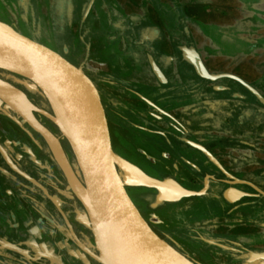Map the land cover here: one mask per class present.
Here are the masks:
<instances>
[{"label":"crops","instance_id":"crops-1","mask_svg":"<svg viewBox=\"0 0 264 264\" xmlns=\"http://www.w3.org/2000/svg\"><path fill=\"white\" fill-rule=\"evenodd\" d=\"M0 21L59 53L69 51L67 59L91 73L115 122L111 145L146 174L184 176L165 168V144L191 167L193 159L209 161L193 142L233 181L264 189V0H0ZM197 62L209 74L230 77L207 79ZM14 156L27 174L0 163V241L32 259L0 248V264H53L45 256L89 264L86 253L46 225L52 213L44 176L28 171L26 157ZM204 177L210 184L201 196L171 202L156 216L200 264H248V253L264 248V201L229 203L223 191L244 184Z\"/></svg>","mask_w":264,"mask_h":264},{"label":"water","instance_id":"water-1","mask_svg":"<svg viewBox=\"0 0 264 264\" xmlns=\"http://www.w3.org/2000/svg\"><path fill=\"white\" fill-rule=\"evenodd\" d=\"M1 47L16 52L24 60L29 73L26 76H20L26 81L20 79L17 81L26 88L39 92L51 110L49 113L34 106L33 114L34 112L41 113L54 123L61 136L66 139L76 162L77 167L73 169L59 141L62 164L51 156L70 189V192L66 194L73 201L76 220L90 231L92 237L90 243L92 249L85 247L73 235L75 244L98 264H126L123 256L126 255V260L131 262V255L135 252V242L144 233L146 237L164 245L184 259H191L162 239L150 227L128 195L126 187L151 188L156 191V202H174L182 197L204 193L208 187L207 177L204 179L203 188L194 191L184 188L172 178L158 179L149 176L137 165L113 151L107 118L98 90L81 66L74 65L59 52L17 32L12 26L2 21H0ZM196 66L199 74L210 80L220 76L230 77L228 74H209L199 62ZM0 69H7L15 75H20L2 64H0ZM33 114L31 116L34 123L20 118L41 138H44L47 130L34 118ZM11 117L18 122L15 117ZM189 143L202 151L209 161L230 178L206 148L193 142ZM0 153L12 169L17 173H22L9 162L1 144ZM226 183L246 184L264 195V192L244 180H226ZM230 189L238 191L236 198L232 199L227 196ZM250 195L233 186L223 191V197L229 203ZM99 206L101 210L106 209L105 213L98 212ZM63 219L69 226L64 216ZM0 248H7L32 259L16 244H3L0 241ZM35 251L36 257L42 256L38 249ZM45 257L53 264H62L60 258ZM247 260L248 262L264 261V251L249 252Z\"/></svg>","mask_w":264,"mask_h":264},{"label":"rangeland","instance_id":"rangeland-1","mask_svg":"<svg viewBox=\"0 0 264 264\" xmlns=\"http://www.w3.org/2000/svg\"><path fill=\"white\" fill-rule=\"evenodd\" d=\"M48 46H50V45H48ZM60 54H62L66 58H69V51L61 50ZM82 69L90 77V79L93 81V83L95 84V86L97 88L95 79H93V76L91 75V73H89L85 69V67H83V66H82ZM0 70H2V69H0ZM11 74H13V73H11ZM16 76H18V75H16ZM19 79L20 78H17V80H19ZM17 80H16V82L18 84L22 85ZM20 80H22V79H20ZM23 81H26V79L23 78ZM22 86L25 87L24 85H22ZM27 89H29V88H27ZM97 90H98V88H97ZM98 93H99V96H100V99H101V102H102V105H103L102 95H101V92L99 90H98ZM0 100L3 103H5L1 98H0ZM1 101H0V144L2 145V147L4 148V150L6 152L8 151L10 153V156L13 159H14V155L16 153H19L20 155L26 157L30 161V162L26 163V165L29 168L28 171L32 172L33 174H34V172L36 174L40 173L41 176H44L45 180H44L43 183L47 184L49 182V178L50 177L54 178V176H55V178L57 180L60 181L61 187H60V189H58V191L60 193H62V195L64 196V198L62 197V202H60V200H58V199H57V201L54 200V197L53 196L51 197L49 195V192H48L49 190H48V186L47 185L42 186V189L44 190V192H46L45 194H47L46 199L44 198L45 199V204L48 207V210L50 209L51 213L52 214L54 213L53 217L49 216V215H52V214H49L44 219H45L46 225L48 227L49 226L51 227V226L55 225V223H56V225L58 226V229H59L58 231H60V233L62 235V239H66L67 241H69V243L72 245L73 249H75V246H76L80 251H82L75 244V242L73 241V237L72 236L74 234L70 233V235L69 234L65 235L64 233H62V230L64 229L63 225H65V226L70 228L69 218H71L72 221H76V222H78V221L76 220V214L74 212L73 201L66 194L67 192H70V189H69V187H68V185H67V183H66V181H65V179H64V177H63V175H62V173L60 171V169L56 165L55 161H54V165L55 166L53 167L54 170H52L51 167L45 168L44 166L43 167L39 166V164L43 163L44 160L46 159V157H44V156L42 157L41 153L36 149V147L34 145V144L37 143V141L39 142V137L41 138V136L37 132L33 131L27 125V123L25 121H23L16 113L11 111L6 106L7 105L6 103H5L6 105H4ZM103 108H104V106H103ZM44 111H46V110H44ZM46 112H48V111H46ZM35 113L39 114L42 119H45V120L49 121L50 123H52L47 117H45L41 113H38V112H35ZM49 113H51V112H49ZM105 115H106V118H107L108 129H109V126L110 125L111 126L114 125L115 122L111 121L113 119L112 116H110L111 119H109V117H107L108 115L106 114V112H105ZM11 116L15 117L18 120L19 123L17 121H15L14 119H12ZM164 121H167V120L164 119ZM164 126L167 127V125L165 123H164ZM55 128H56V126H55ZM56 131H57V137H58L59 141H62L64 143V145L67 147V149L70 151L72 159H73V162L75 163V166L77 167L76 162L74 160V157L72 155L71 149H70L66 139L63 136H61V134L59 133L57 128H56ZM50 132H52V131H50ZM52 134H54V133L52 132ZM109 135H110V131H109ZM4 144H6L7 146H5ZM112 149H113V151L116 154H118L119 156L123 157L122 155H120L117 152V149L115 147L112 146ZM161 151H162V149H161ZM162 153H166V152L162 151ZM167 154L169 155V156H166L167 158H165V156H161L162 160H163V162L165 164V168L168 169V171H171L172 173H178V172L181 171V174H183L184 176H181V177L178 176L177 178H174V180L176 182L180 183V185H182V186L187 185V186L194 187V189H193L194 191H199L200 189L203 188L202 185L204 184V179H205L204 175L205 174H209V175L213 176V178L210 179L209 182H217L216 181L217 179H219V180H234V178L226 177V175L224 173L223 174H224L225 177H221V176H223L221 171H219V168L216 165H214L211 161H206V160L200 161L198 159H193L192 163L195 165V167H191L188 163L180 161V159L174 158L175 160L172 161L171 159L174 156H172L169 152ZM123 158L126 159L125 157H123ZM169 158H171V159L168 161L167 159H169ZM0 159H2V160H0L1 161L0 163L2 165H6L13 172H16V170H14V169H12L10 167L8 162L4 161L1 153H0ZM14 166H16V165L14 164ZM72 167H73V165H72ZM76 167L75 168L73 167V169H76ZM151 168L153 170L160 171L159 166H154V167H151ZM1 169L4 170L2 167H1ZM197 169L200 170V173L197 172ZM162 171H164V170H162ZM17 174H20V173H17ZM23 174H27V173L24 172ZM159 174H160V177H155V178H158V179L167 178V177H163V175H161L162 173H159ZM151 177H153V176H151ZM23 183H24V187H26L27 185L25 184V182H23ZM208 184H210V183H208ZM224 184L226 186L228 185V183H226V182ZM28 186H29V188H33L32 187L33 185L32 186L28 185ZM241 186H242V191H245V192L251 194L250 196H244L243 198L253 197V198L257 199L256 201H264V195H262V194L258 193L257 191H255L251 186L246 185V184L241 185ZM184 187H186V186H184ZM37 188H39V187L37 186L36 189ZM257 188L260 189L262 192H264V189L260 188L259 186ZM207 189H208V187L206 188V190ZM27 190H28V188H27ZM126 191H127L128 195L130 196V198L132 199V201L134 202V204L136 205V207L138 208V210L141 213V215L143 216V218L147 221V223L150 225V227L162 239L166 240L169 244H171L173 247H175L178 251H180L184 255L188 256L192 260H194V261H196L198 263L200 262L197 256L193 257V253H189L188 252V250L186 249L187 247L184 246L183 243L178 242L177 239L171 237L166 232V230H165L166 229V221L162 220V218L160 219V218H158L156 216L158 214L159 210H165L167 205L169 203H171V202H168V201L156 202V191L154 189H151V188L128 186V187H126ZM202 194L194 195L193 196L194 198H190L192 196H188V197H182L181 199H185V201H189V199L190 200H196L197 199L196 197L201 196ZM29 198L32 199V200H35L33 198V196H31V195H29ZM63 201L65 202V204L63 203ZM245 205H247V204H243V206H245ZM213 206H214V208L218 207L217 203L213 204ZM81 209L82 208H80V210ZM81 211H83V210H81ZM63 216L69 222V226L65 223V221L63 219ZM161 221H163V222H161ZM89 241L91 243L92 237H91V239H89ZM90 249H92V248L90 247ZM255 250L264 251V248H257V249L255 248ZM82 252L85 253L84 251H82ZM253 252H257V251H253ZM213 256H215V255H213ZM242 259L245 260L246 257L245 258L242 257ZM248 264H264V261H254V262H249Z\"/></svg>","mask_w":264,"mask_h":264},{"label":"bare ground","instance_id":"bare-ground-1","mask_svg":"<svg viewBox=\"0 0 264 264\" xmlns=\"http://www.w3.org/2000/svg\"><path fill=\"white\" fill-rule=\"evenodd\" d=\"M0 64L20 74L19 76H26L29 73L24 63V60L20 55H18L14 51L8 50L3 47L0 48ZM5 71H7V69ZM7 72L11 73V71L9 70ZM0 98L7 105L1 100L0 101L4 105H6L11 111L16 113L19 117L24 118L25 121L34 123L31 115L33 114L32 110L35 105L27 98L26 93L21 88L17 87L16 85H13L5 79L0 78ZM33 116L38 121L34 114ZM42 126L47 130L45 137L42 138L47 148V151L50 155L53 156L55 160L62 164L63 159L58 146V138L54 134H52V132H50L43 124ZM230 191H235L237 193L236 197L239 194L237 190L230 189L227 192V196L229 198H231L229 196ZM100 208L101 206H99L98 210ZM105 210L106 209L103 208V210L100 209L98 212L102 211V213H105ZM135 244V252H133V254L131 255V262L129 263L126 260V255L123 256L126 261V264H197L191 259H184L182 256L172 252L170 249H167L164 245L158 244L155 240L146 237L144 233L139 236Z\"/></svg>","mask_w":264,"mask_h":264},{"label":"flooded vegetation","instance_id":"flooded-vegetation-1","mask_svg":"<svg viewBox=\"0 0 264 264\" xmlns=\"http://www.w3.org/2000/svg\"><path fill=\"white\" fill-rule=\"evenodd\" d=\"M0 78L2 79H5L7 81H9L10 83H12L13 85H16L17 87L21 88L25 93H26V96L27 98L37 107L39 108H42L48 112H51L50 108H49V105L48 103L45 101V99L40 95L39 92H37L36 90L34 89H27L25 87H23L22 85L18 84L16 82L17 78H20L23 80V78L19 77V76H16L14 74H11L10 72H7V71H4V70H0ZM10 112V111H9ZM34 115L36 116V118L38 119V121L43 124L44 126H46L50 131H52L54 133V135L57 137V131H56V128L55 126L50 123L49 121L45 120V119H42L41 116L37 113L34 112ZM176 142L178 143V145L184 149L185 148V144H184V141L182 138L179 137V139L176 140ZM61 145H62V148L68 158V160L70 161V163L73 165V167L75 168V163L73 162V159H72V156H71V153L70 151L67 149V147L64 145V143L62 141H60ZM36 149L41 153L42 157H46V159L44 160L43 163H40L39 166H44L45 168H48V167H51L52 170L53 167L55 166L54 165V160L52 159L51 155L49 154V152L47 151V148L45 146V143L43 142L42 138L39 137V142L37 141L36 144H34ZM164 147L166 149H170V154L176 158H179L181 160H185L184 156H182V154H180L179 152L175 151L172 146L170 145H164ZM4 149V148H3ZM185 150V149H184ZM5 151V150H4ZM6 155L8 156L9 158V162L11 164H15L16 168L21 172V169H20V164H19V160L16 156H14V159L10 156V153L7 151H5ZM51 157V158H50ZM4 159V158H3ZM4 161L7 162L6 159H4ZM37 162V161H36ZM25 170V169H24ZM197 172L200 173V170L197 169ZM22 173H23V170H22ZM17 174V173H16ZM20 175V174H19ZM167 178H171V177H167ZM219 180V179H218ZM48 186V192H49V195L52 197H54V200L57 201L60 200V202H62V197L64 198V196L62 195V193H60L58 191V189H60L61 187V183L59 180H57L54 176L53 177H50L49 178V182L46 184ZM63 203L65 204V202L63 201ZM69 222H70V228L63 225L64 229L62 230V233H64L65 235L72 233L74 234L77 239L85 246V247H88L90 248V241L89 239H91V234L90 232L85 228L83 227L81 224H79L78 222L76 221H72L71 218H69ZM56 225V223H55ZM56 230H58V226L56 225L54 227ZM64 231V232H63ZM84 254V253H83ZM85 257L89 260V264H98L96 263L95 261H93L87 254H84ZM87 260V261H88Z\"/></svg>","mask_w":264,"mask_h":264}]
</instances>
